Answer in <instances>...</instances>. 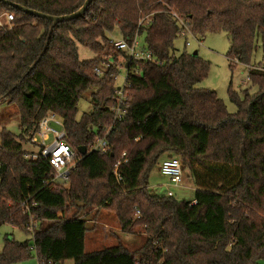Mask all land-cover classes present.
I'll use <instances>...</instances> for the list:
<instances>
[{
    "label": "trees",
    "instance_id": "16d2710c",
    "mask_svg": "<svg viewBox=\"0 0 264 264\" xmlns=\"http://www.w3.org/2000/svg\"><path fill=\"white\" fill-rule=\"evenodd\" d=\"M6 1L52 17L72 15L86 2ZM174 13L198 38L227 34L232 64L250 66L258 41L264 50V0H93L83 17L58 25L0 2V17L14 16L12 30L0 28V105L15 106L20 116L19 135L0 132V226L33 236V244L6 238L0 264L264 263V68L249 69L256 94L229 91L237 106L229 113L216 92L198 88L210 64L175 54L181 28ZM148 16L149 25L138 30ZM115 30L129 42L138 32L155 59L131 63L126 116L117 124L114 72L95 75L103 57H126L108 38ZM77 45L96 58L81 61ZM91 89L92 111L78 119V103ZM50 113L63 119L77 155L87 149L68 183L55 188L43 185L52 175L48 163L25 158L26 136ZM111 127L109 151L90 152ZM123 154L119 181L114 170ZM164 155L191 173L195 204L149 191ZM90 208L114 214L124 233L141 230L143 245L86 253L90 229L81 214Z\"/></svg>",
    "mask_w": 264,
    "mask_h": 264
},
{
    "label": "rangeland",
    "instance_id": "374dc122",
    "mask_svg": "<svg viewBox=\"0 0 264 264\" xmlns=\"http://www.w3.org/2000/svg\"><path fill=\"white\" fill-rule=\"evenodd\" d=\"M108 38L114 41L121 40V36L117 30L108 34ZM143 40L144 38L141 37V44L139 45L141 48L144 47ZM198 41L202 42L201 46L197 43ZM187 42L190 43V47H186ZM77 47L79 59L81 61H92L96 58V54L90 49L81 45H77ZM174 48L176 55H179L184 51L189 54L197 53L200 58L210 64L209 75L198 85V88L216 92L218 97L226 105L229 113L235 114L237 112V106L230 99V90L238 94L240 98L244 97V92H248L250 95H254L258 92V88L254 86L249 79V69H255L260 66L264 68V50L262 49L259 41L256 44V50L252 55L250 66H245L237 62L232 64L230 62L227 58L230 48V40L229 36L225 33L209 34L204 38L196 37V39L189 37L187 40L179 37L174 43ZM116 61L121 62L120 56ZM231 66H233V68ZM125 77L126 73L122 70L115 87L121 88L125 83ZM95 91L96 89L88 91L78 103V119H81L83 115L89 114L92 111L93 106L91 97ZM4 129L14 135L20 134V116L16 107L13 105H0V132ZM25 151L35 152L36 150L34 147L26 143ZM165 157H167V155L162 156L159 163L152 170L149 178V184L151 186H155L154 188H157L155 191L157 196H167L168 193H173L176 200L191 202L195 199L196 193L195 182L191 173L188 170H184L181 184L179 186L171 185L169 179L161 176L158 172L161 161ZM167 181L169 182L168 184ZM99 215L106 217L104 219V217L101 216L104 219L103 221L109 222L111 227L109 231L106 232L102 230V227L96 230V225L92 222L97 221L99 219ZM81 218L86 221L88 227L90 228V231L86 236V253L101 251L106 248L118 246L119 244L126 246L129 250H135L142 246L145 241V237L140 234L141 230H136L139 232L136 234L122 232L119 228L116 216L112 213L106 211L98 212L96 209L90 208L86 209L81 214ZM94 236L98 238V244L94 243ZM6 238L14 239L19 243L29 241L30 244H33V236H31V234L25 233L12 225L3 224L0 226V252L4 248ZM13 264H38V261L37 259L32 258L27 261ZM68 264H73V262L69 261Z\"/></svg>",
    "mask_w": 264,
    "mask_h": 264
},
{
    "label": "built area",
    "instance_id": "2783aa9c",
    "mask_svg": "<svg viewBox=\"0 0 264 264\" xmlns=\"http://www.w3.org/2000/svg\"><path fill=\"white\" fill-rule=\"evenodd\" d=\"M173 17L180 25V37L188 39L189 37L195 38L188 26L178 15L175 13ZM14 16L12 14H5L0 17V28L7 30L13 29ZM151 22V17L143 18L138 25V30L146 27ZM200 46L201 41L197 42ZM139 34L137 32L132 42L124 39L114 41L111 40V45L119 52L125 53L126 57L121 56V62H117L115 58L103 57L100 65L95 69V75L99 78L106 77L110 72L111 78L117 83L119 75L122 70L125 71V83L121 88L116 87L113 95L114 107L111 109L113 115V124L121 123L126 116V108L129 101L128 94V78L129 67L131 63H143L148 65L154 63L155 59L148 50L144 47L141 48ZM190 43H186V47H190ZM136 71L134 75H138ZM112 127L105 130V135L99 137L95 143L89 147L90 152H97L106 154L109 151L107 138L112 131ZM27 144L35 148V152H26L25 158L29 161H45L48 163L52 170L51 178L44 180L45 187L55 188L56 186H64L68 183L69 176L73 170L76 169L77 164L81 161L82 155H77L75 150L68 142L65 123L63 119L56 114L50 113L42 118L26 136ZM127 163L126 154L122 155V159L115 165V177L121 181L118 169L121 165ZM161 174L169 179L173 186H179L183 180V168L179 159H166L160 166ZM172 197V194H168ZM195 204V202H194ZM33 208H38L36 203H33ZM25 211L30 215L31 224L29 225V232H33L36 228L34 216L30 212L28 206Z\"/></svg>",
    "mask_w": 264,
    "mask_h": 264
},
{
    "label": "water",
    "instance_id": "95a60500",
    "mask_svg": "<svg viewBox=\"0 0 264 264\" xmlns=\"http://www.w3.org/2000/svg\"><path fill=\"white\" fill-rule=\"evenodd\" d=\"M0 2H3L9 6H12L13 8H15V9H17V10H19L25 14L34 16V17L39 18V19L50 21L54 25H58V24L63 23V22H69V21L83 17L85 15L86 11L88 10L89 6L92 4L93 0H86L84 5L82 6V8L78 12H76L72 15L63 16V17H52V16L44 15L42 13H38L36 11L26 9L20 5L13 4V3L6 1V0H0ZM193 55H198V54L195 53ZM79 153H80V155L85 156L87 154V149L85 147L79 148Z\"/></svg>",
    "mask_w": 264,
    "mask_h": 264
},
{
    "label": "crops",
    "instance_id": "0c3cea01",
    "mask_svg": "<svg viewBox=\"0 0 264 264\" xmlns=\"http://www.w3.org/2000/svg\"><path fill=\"white\" fill-rule=\"evenodd\" d=\"M166 159H168V156L167 157H165L162 161H161V163L164 161V160H166ZM160 166H161V164H160ZM160 166H159V169H158V172H159V174L161 175V176H163L162 174H161V171H160ZM169 182L167 181V184H168ZM166 184V185H167ZM155 186H151L150 185V187H149V191L152 193V194H154V195H157L156 194V190H157V188H154ZM169 194V193H168ZM174 195H173V193H172V197H173ZM194 200L195 199H193L191 202H193L194 203ZM101 214V213H100ZM102 215H99L98 217H99V219L97 220V221H94V222H92V223H94L95 225H96V230L97 229H99V228H101L102 230H104V231H109V229L111 228L110 227V225H109V222H107V221H103L106 217H104V216H102V217H104V219L101 217ZM16 228V227H15ZM90 229V228H89ZM96 236H94V243L95 244H98V238L96 237ZM85 247H86V243H85ZM126 247V246H125ZM129 249V248H128ZM69 263V262H68ZM68 263H66V264H68Z\"/></svg>",
    "mask_w": 264,
    "mask_h": 264
}]
</instances>
